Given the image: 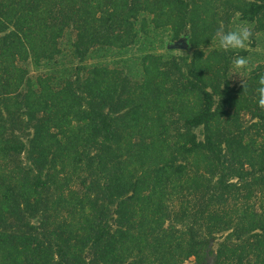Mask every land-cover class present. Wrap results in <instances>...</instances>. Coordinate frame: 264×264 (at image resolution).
Returning <instances> with one entry per match:
<instances>
[{"label":"trees","instance_id":"obj_1","mask_svg":"<svg viewBox=\"0 0 264 264\" xmlns=\"http://www.w3.org/2000/svg\"><path fill=\"white\" fill-rule=\"evenodd\" d=\"M219 2L264 25V0H0V264H203L214 253L216 264H264V210L220 208L264 183V141L250 153L228 110L253 91L231 85L230 52L148 49L136 82L120 65L151 30L209 42ZM64 38L74 67L57 58ZM94 51L106 60L83 63ZM30 62L64 72L32 76ZM171 123L174 140L156 152ZM168 184L189 190L185 205L157 202Z\"/></svg>","mask_w":264,"mask_h":264},{"label":"rangeland","instance_id":"obj_2","mask_svg":"<svg viewBox=\"0 0 264 264\" xmlns=\"http://www.w3.org/2000/svg\"><path fill=\"white\" fill-rule=\"evenodd\" d=\"M235 0H232V4H234ZM220 15H219V21L212 25V28L210 31H213L214 27L216 26V29L220 26H224L226 30L235 28L238 24L241 23H247L253 32V37L251 40V43L245 48V49H238V50H230L229 55L232 58L234 55H242L246 56L249 61L250 65L247 70L244 71H237L232 68L231 64L228 71V78L230 80V83L232 86H235L236 88L240 87L243 80L247 82V87H251V90L245 92L244 94H239L236 99V103L232 106V108H228L229 112L232 114V117H235L239 120V122L242 124V127L248 128L249 131L244 132V136L238 137V140L241 142H244L249 148L250 153L254 149L253 145H257L258 143H261L264 141V138L262 135H260V131L257 128L258 126L254 124V122L259 119L258 115H255L254 112H257L260 110L259 108H255L257 104V97L255 93V89L257 87V78L260 73H264V25L262 23V27H260L259 23L250 21L247 19L241 18V13L236 10V8L232 5V9L226 10V6L223 5L222 2L218 3ZM226 10V11H225ZM216 31V30H215ZM213 31V34L215 33ZM150 40L147 41V46L145 47L143 42L140 43H134L130 46V49H128L125 54L124 58L126 59L125 62H122L120 65H131V69L125 68L126 72L128 73L131 78L134 81L137 79H140V70H139V63H140V56L142 55V52L147 51L148 49L156 50L161 53H165L168 55L169 53H176V54H187L190 56L195 49H200L204 52V56L207 58L209 55L213 54V50L218 49L222 50L218 42L216 41L214 35L211 38L209 42H202L201 44L194 46L189 42L188 37L189 34L186 33L182 37L176 39L181 44H184L183 47H177L173 44L176 40L170 39V35L165 33H162L161 29L152 31L149 35ZM153 47V48H152ZM64 51L57 57L59 59V62L62 61L63 65L66 66H72L74 67L78 63V58L73 54L71 48L68 46L67 38H64ZM102 54L97 53L96 51L89 54V56L83 61V63L91 64L99 60L105 59L106 55L101 56ZM122 59V60H123ZM106 60V59H105ZM113 60L112 55H110L107 58V61ZM30 69L29 74L32 76H35L37 74H47L51 73L52 75H60L64 71L63 67L62 69H53L52 66L48 64L35 66L32 62L28 63L27 65ZM66 73V72H65ZM64 73V74H65ZM137 78V79H136ZM135 81V82H136ZM134 85V84H133ZM240 91V90H239ZM252 92V93H251ZM132 94L131 92H129ZM135 96V94H132ZM217 97V96H216ZM217 99V98H216ZM252 99V100H251ZM254 99V100H253ZM228 111L223 115L221 118L222 121H226V117L228 114H230ZM228 123H231L230 121ZM157 121L155 119L151 120V131L153 133H157V127H156ZM196 131L200 137L203 136L201 127L196 128ZM144 131H137V133H127L123 132V143L127 144L129 142V136L132 137L133 142L138 140V136H140ZM264 132V130H263ZM149 134V133H148ZM174 134H175V124L171 123L167 127V130L165 131L164 135L162 136L161 141L156 143L157 147L155 148L156 152H159L161 150H165L168 147V142L171 140H174ZM255 137V139L253 138ZM253 144V145H252ZM238 145H241L239 143ZM245 149V148H244ZM242 149V153H243ZM70 162L72 163L73 160L70 158ZM147 161H150L151 159H146ZM245 166L249 167V163L245 162ZM69 169V175L71 177H75V168L73 164H69L67 166ZM130 167L129 163L127 164V168ZM126 170L128 171V169ZM210 166L206 165V162H202L201 167L198 170V173H200L203 177H206V174H209ZM191 173H196L194 169L188 170ZM74 180V179H73ZM72 180V181H73ZM77 180V179H75ZM205 182V181H204ZM206 183V182H205ZM73 189H77V185L72 184ZM70 186V185H69ZM68 186V187H69ZM180 187L177 189H173L171 185L168 184L166 189V193L162 196V199L160 195L158 196L157 202H163L167 203L170 208H174L175 206L180 207L182 205H185L187 197L191 196L189 193V190L186 187H183V190L180 189ZM233 195H237L238 197H232V192L228 193L227 200L224 201L223 204L220 205L221 211H223L224 214L227 215H236L239 212L240 207L243 205H247V209L253 210L256 209L258 211L264 210V183H262L261 186L254 187V189L250 190L249 192H246V190H239L237 193H234ZM151 206H149L150 208ZM141 210V209H140ZM251 212V211H250ZM170 220H165V226H168ZM177 226L181 227V223H176ZM182 235V233H179ZM221 238L218 237L217 239L212 241V247L214 250L217 249L219 240ZM252 248V246H251ZM250 248V244L248 245V249ZM185 252V249H184ZM215 262V253L208 256V260L203 264H212V262ZM246 259L244 260V262ZM182 264H200L196 261V258L194 256H190L182 262ZM244 264H254L253 259L252 261L245 262Z\"/></svg>","mask_w":264,"mask_h":264},{"label":"clouds","instance_id":"obj_3","mask_svg":"<svg viewBox=\"0 0 264 264\" xmlns=\"http://www.w3.org/2000/svg\"><path fill=\"white\" fill-rule=\"evenodd\" d=\"M214 37L219 47L224 51L245 49L252 40L253 32L247 23L238 24L233 29L226 30L224 26L216 29ZM250 61L246 56L234 55L231 59V66L237 71H244L249 68ZM243 89H247V82L243 80ZM257 104L264 109V73H260L257 78L255 89Z\"/></svg>","mask_w":264,"mask_h":264},{"label":"water","instance_id":"obj_4","mask_svg":"<svg viewBox=\"0 0 264 264\" xmlns=\"http://www.w3.org/2000/svg\"><path fill=\"white\" fill-rule=\"evenodd\" d=\"M174 46H177V47H183L185 46L184 44H181L179 41H175V43L173 44ZM212 264H216L214 261L212 262Z\"/></svg>","mask_w":264,"mask_h":264}]
</instances>
